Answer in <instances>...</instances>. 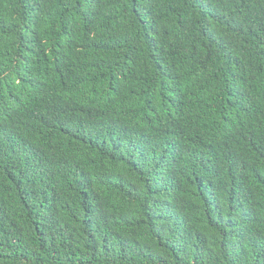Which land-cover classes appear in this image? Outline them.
Instances as JSON below:
<instances>
[{"label": "trees", "instance_id": "obj_1", "mask_svg": "<svg viewBox=\"0 0 264 264\" xmlns=\"http://www.w3.org/2000/svg\"><path fill=\"white\" fill-rule=\"evenodd\" d=\"M0 264H264V0H0Z\"/></svg>", "mask_w": 264, "mask_h": 264}]
</instances>
